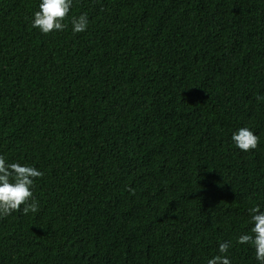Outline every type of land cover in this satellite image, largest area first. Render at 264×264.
Returning a JSON list of instances; mask_svg holds the SVG:
<instances>
[{
	"label": "trees",
	"instance_id": "trees-1",
	"mask_svg": "<svg viewBox=\"0 0 264 264\" xmlns=\"http://www.w3.org/2000/svg\"><path fill=\"white\" fill-rule=\"evenodd\" d=\"M36 5L0 0V153L44 173L0 264H205L223 240L256 264L234 237L264 208V0H74L87 31L48 35Z\"/></svg>",
	"mask_w": 264,
	"mask_h": 264
},
{
	"label": "clouds",
	"instance_id": "clouds-1",
	"mask_svg": "<svg viewBox=\"0 0 264 264\" xmlns=\"http://www.w3.org/2000/svg\"><path fill=\"white\" fill-rule=\"evenodd\" d=\"M73 5L74 0H37L30 26L43 35L59 33L68 27L67 18L73 34L86 32L89 17L84 12L69 17ZM230 140L236 149L247 153L257 149L260 136L252 127L244 125L231 131ZM43 175L34 164L11 161L0 153V219L17 212L24 216L39 212L40 204L33 191L36 180ZM247 212L245 229L234 237V243L251 249L256 264H264V208L256 203ZM232 247L233 240L217 241L216 252L206 259L205 264H233L229 252Z\"/></svg>",
	"mask_w": 264,
	"mask_h": 264
}]
</instances>
